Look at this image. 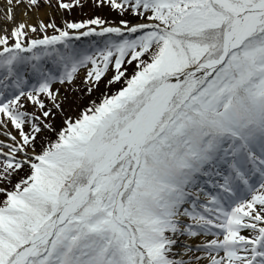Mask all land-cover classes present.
<instances>
[{"label": "snow or ice", "instance_id": "6c2138e0", "mask_svg": "<svg viewBox=\"0 0 264 264\" xmlns=\"http://www.w3.org/2000/svg\"><path fill=\"white\" fill-rule=\"evenodd\" d=\"M91 3L0 0V264H264V0Z\"/></svg>", "mask_w": 264, "mask_h": 264}, {"label": "rangeland", "instance_id": "374dc122", "mask_svg": "<svg viewBox=\"0 0 264 264\" xmlns=\"http://www.w3.org/2000/svg\"><path fill=\"white\" fill-rule=\"evenodd\" d=\"M42 8H45V7H41V9ZM50 10L52 12V15L50 13L47 16V18L43 21L47 23L50 20L54 19L58 26H63V21L66 19H68L69 21H75L76 19H81V18L87 19L90 17L93 18L98 15L99 17L103 19L112 21L113 23H117V24L119 23V20L121 19V17L116 12H113L108 8L100 9V8L94 7L91 3V0H85V6L83 8H75L71 12H61V11L56 10L55 8L50 9ZM95 10H99V12L96 11V13L98 14H95L94 12ZM103 11L106 12V15L102 14ZM109 14L115 16L114 17L115 19L110 20ZM125 18L131 19L133 23L137 22L135 19L131 17H125ZM8 28L9 30L11 29L10 27ZM49 31L51 32V30ZM90 43H93V42H82L80 46L87 47ZM132 70H133V66H129V72H131ZM112 75H113V72L110 71L108 75L105 77L104 81L101 83L100 87L96 89L90 96L86 95V88L83 82L84 80L83 72L80 74V77L78 78L77 81H74L72 85H69L68 89H65L63 85L57 84L56 87H58L60 91V97H61L60 102L62 104V108L64 109V112L63 114H61L60 112L56 113L55 121H53L55 126L57 127L58 124L61 125L63 123V117L66 115H71L73 117L78 116L80 112L85 107L88 106L91 100L99 101V98L101 97L103 92L107 91L109 93H112L118 90L121 87L119 83L112 85L110 88H106L107 80L110 79ZM28 110L35 111L33 106L30 104L28 105Z\"/></svg>", "mask_w": 264, "mask_h": 264}, {"label": "bare ground", "instance_id": "6f19581e", "mask_svg": "<svg viewBox=\"0 0 264 264\" xmlns=\"http://www.w3.org/2000/svg\"><path fill=\"white\" fill-rule=\"evenodd\" d=\"M52 12L50 9H48L47 7L42 8L39 10V12H29L28 17L26 19H28L29 23H37L38 19H42L45 20L47 18V16ZM21 19H25V17L22 16V10H18L17 11V20H21ZM4 25L0 24V28H2ZM8 27L11 28V25H8ZM191 243V241H189Z\"/></svg>", "mask_w": 264, "mask_h": 264}]
</instances>
